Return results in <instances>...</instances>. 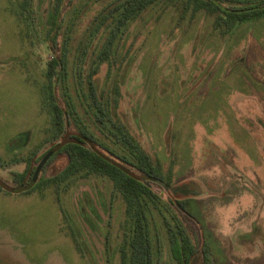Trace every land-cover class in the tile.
Here are the masks:
<instances>
[{"label":"rangeland","instance_id":"1","mask_svg":"<svg viewBox=\"0 0 264 264\" xmlns=\"http://www.w3.org/2000/svg\"><path fill=\"white\" fill-rule=\"evenodd\" d=\"M21 1L0 0V264H121L125 205L111 181L47 185L66 165L61 155L45 162L29 193L1 191L15 186L14 173L38 167L53 130L42 90L54 1L33 0L27 13ZM93 7L77 35L100 3ZM180 14L159 5L131 27L124 66L111 75L116 112L151 155L175 161L171 187L195 182L205 191L184 197L152 184L164 200L189 198L182 211L193 218L181 219L197 249L206 236L212 264H264V21L219 39L205 15ZM27 15L36 19L29 29ZM15 157L23 162L11 166ZM162 223L161 260L177 264Z\"/></svg>","mask_w":264,"mask_h":264},{"label":"trees","instance_id":"2","mask_svg":"<svg viewBox=\"0 0 264 264\" xmlns=\"http://www.w3.org/2000/svg\"><path fill=\"white\" fill-rule=\"evenodd\" d=\"M53 1L45 28L56 41L49 47L53 55L47 62L46 85L42 90L53 130L49 152L42 160L48 157L53 161L63 155L66 165L46 180L47 185L68 187L71 181L90 176L113 183L125 205L124 238L118 249L121 264H166L161 260L159 221L164 223L160 229H166L170 243L176 247L177 264H212L209 238L204 237L199 251L181 219L193 218L188 210L189 214L182 211L189 198L167 201L153 190L156 180L171 187L175 161H162L151 155L120 120L116 112L120 85L115 86L111 75L115 68L118 78L126 59L122 43L149 9L161 5L165 9L176 8L181 17L188 13L193 17L205 15L212 20L211 36L227 39L244 25L264 21V0H78L77 6L75 0ZM32 3L33 0H23L18 8L23 13L31 12ZM96 3H100L99 10L83 33L77 35L80 21ZM65 17L67 27L63 31ZM21 18L28 29L36 20L30 15ZM104 66L106 89L105 82L103 86L99 83ZM21 162L15 157L8 163L12 166ZM3 164L0 158V167ZM30 164L26 173L13 174L15 186L3 182L8 189L1 191L16 193L21 185H28L37 168L30 169ZM38 186L39 183L34 188Z\"/></svg>","mask_w":264,"mask_h":264},{"label":"water","instance_id":"3","mask_svg":"<svg viewBox=\"0 0 264 264\" xmlns=\"http://www.w3.org/2000/svg\"><path fill=\"white\" fill-rule=\"evenodd\" d=\"M47 158L43 159V161L38 165V167L36 168V171L32 177V180L29 182V184L26 186L21 185L19 188H17L15 190L16 193L25 192V191H28V190L33 188V186L36 184V182L38 180L41 169L44 166ZM154 183L156 185L160 186L161 188H163L167 192L176 193V194L182 195L184 197L205 194V191L203 190V188L198 183H195V182H191V183H187V184H183V185L175 186V187H170L160 180H156Z\"/></svg>","mask_w":264,"mask_h":264}]
</instances>
